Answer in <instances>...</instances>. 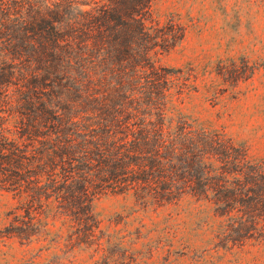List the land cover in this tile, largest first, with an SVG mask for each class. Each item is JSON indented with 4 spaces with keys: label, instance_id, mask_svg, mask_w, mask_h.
<instances>
[{
    "label": "trees",
    "instance_id": "obj_1",
    "mask_svg": "<svg viewBox=\"0 0 264 264\" xmlns=\"http://www.w3.org/2000/svg\"><path fill=\"white\" fill-rule=\"evenodd\" d=\"M158 2L0 0V239L24 262L264 264V157L162 64L185 29Z\"/></svg>",
    "mask_w": 264,
    "mask_h": 264
},
{
    "label": "rangeland",
    "instance_id": "obj_2",
    "mask_svg": "<svg viewBox=\"0 0 264 264\" xmlns=\"http://www.w3.org/2000/svg\"><path fill=\"white\" fill-rule=\"evenodd\" d=\"M156 8L163 20L172 14L185 29L182 43L162 64L194 69L197 109L223 112L210 119L245 140L251 155L264 157V0H159ZM9 201L0 196V229ZM105 207L107 202L98 208L103 216L109 215ZM34 246L0 239V264H30L21 258ZM47 257L32 264H44Z\"/></svg>",
    "mask_w": 264,
    "mask_h": 264
}]
</instances>
